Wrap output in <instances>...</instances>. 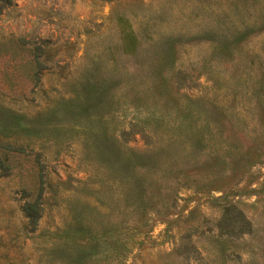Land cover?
<instances>
[{"label":"rangeland","instance_id":"rangeland-1","mask_svg":"<svg viewBox=\"0 0 264 264\" xmlns=\"http://www.w3.org/2000/svg\"><path fill=\"white\" fill-rule=\"evenodd\" d=\"M0 43L21 117L0 139L23 149L0 173V264H49L25 227L40 172L104 222L75 264H264V0H13Z\"/></svg>","mask_w":264,"mask_h":264},{"label":"trees","instance_id":"trees-1","mask_svg":"<svg viewBox=\"0 0 264 264\" xmlns=\"http://www.w3.org/2000/svg\"><path fill=\"white\" fill-rule=\"evenodd\" d=\"M13 0H0V6H8ZM8 49L5 44L0 43V54L7 52ZM37 77L38 74L35 73ZM5 92L0 90V130L5 131L9 126L5 125L8 120L15 118L16 122H21L19 111L11 109L8 106H4ZM42 110L44 113H51L55 119H57L58 107H49ZM21 115H24L20 113ZM41 114V113H40ZM55 123V122H54ZM35 129V128H34ZM69 140V139H67ZM66 140V141H67ZM64 146V143H61ZM21 152V144L2 141L0 139V173L8 174L12 165L19 160L15 156V152ZM96 159L106 161V156L100 152L96 153ZM40 154L37 155V158ZM79 154V164L85 161V157ZM36 161H38L36 159ZM107 163V162H106ZM82 164V163H81ZM44 165H41L40 169ZM110 168L100 169L93 168L89 169L85 174L87 177L93 176L94 180H100L105 182L104 176L108 173ZM113 173L115 171L112 170ZM43 173H39V180L36 194L33 196V200L29 201L25 207L26 224L25 227L34 232L39 228L45 230L43 234L45 243L43 244L46 253V259L49 264H58L57 256L59 255L60 249L67 250V258L70 264H75V261L86 258V257H98V249L102 248L104 242L103 233L105 230L104 222L99 217L94 216L90 212L85 213V208L91 211L90 202L88 203H71L66 196L74 193L76 188L72 186H56L48 183L50 192H45L46 185L44 184ZM109 184H112L107 179ZM82 187L87 188L86 182L78 181ZM69 185V184H68ZM51 193V194H46ZM51 208L57 209L61 212L62 216L56 218L53 217L52 224H43L41 218L46 213V210ZM47 210V211H48Z\"/></svg>","mask_w":264,"mask_h":264}]
</instances>
